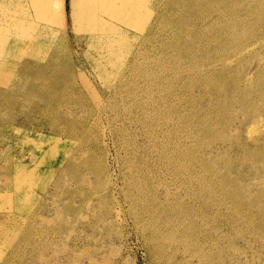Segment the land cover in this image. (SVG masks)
<instances>
[{
	"label": "rangeland",
	"instance_id": "1",
	"mask_svg": "<svg viewBox=\"0 0 264 264\" xmlns=\"http://www.w3.org/2000/svg\"><path fill=\"white\" fill-rule=\"evenodd\" d=\"M48 1L0 0V264H264V0Z\"/></svg>",
	"mask_w": 264,
	"mask_h": 264
},
{
	"label": "bare ground",
	"instance_id": "2",
	"mask_svg": "<svg viewBox=\"0 0 264 264\" xmlns=\"http://www.w3.org/2000/svg\"><path fill=\"white\" fill-rule=\"evenodd\" d=\"M45 1V0H44ZM180 1V0H179ZM213 1H216L217 2V4L216 5H223L224 7H226V6H229V2L231 3V2H239V1H242V0H213ZM254 1V0H253ZM257 1V0H256ZM261 1H263V0H261ZM28 2V1H27ZM38 2V1H37ZM84 2V1H83ZM118 2V3H117ZM163 2V1H162ZM264 2V1H263ZM58 2H56L55 0H50V1H48V6L51 8V10L52 9H54L55 7H58V4H57ZM175 3V2H174ZM178 3V2H177ZM250 3V2H249ZM259 3V2H258ZM232 4V3H231ZM247 4V3H246ZM37 5V4H36ZM98 5V4H97ZM122 5V6H121ZM83 6V5H82ZM93 3L90 1V0H87L86 1V4L84 5V7H83V13H77V15L78 16H80L79 18H81V20H83V23H84V21L85 22H88L87 24H86V26H84V29L85 30H87V31H89L90 33H94V31L95 30H99V31H102L101 33H103V34H101V35H99V33H98V36H99V38L97 37V40L98 41H103V42H110V41H113V39H114V37L113 38H111V37H107L106 35L107 34H109V33H111L112 35H118V39H124L125 37H123V35H125V34H123L122 35V32H124V31H122L119 27L118 28H116V26H114V25H112V24H109L108 22H106V20H104V17L101 15V16H98V18H97V16H96V23L98 22V24H96V26H94V24H93V19H94V16H92V9H93ZM44 7V6H43ZM46 7V6H45ZM61 7V6H60ZM119 8V9H123V8H126V7H130V4H129V0H99V6H98V8H97V12H98V14H103L105 11V9H109V8H113V9H117V8ZM234 7V6H233ZM236 7V6H235ZM235 7H234V9H235ZM240 7V6H239ZM251 7V6H250ZM162 8V7H161ZM256 8V7H255ZM264 8V7H263ZM263 8H262V10H263ZM165 9V8H164ZM167 9V8H166ZM165 9V10H166ZM213 9V8H212ZM211 9V10H212ZM216 9V8H215ZM236 9H238V10H240V11H243L244 12V10L243 9H239L238 7H236ZM251 9V8H250ZM62 10V9H61ZM207 10V9H206ZM252 10V9H251ZM209 11V10H208ZM213 11H214V9H213ZM232 11V10H231ZM255 11V10H254ZM31 12V11H30ZM163 12V11H162ZM225 12L226 13H228L229 12V8L227 7V9L225 10ZM242 12V13H243ZM248 12H249V10H248ZM247 12V13H248ZM256 12V11H255ZM259 12V11H258ZM114 13H117V14H119V12L118 11H115ZM235 13V12H234ZM241 13V14H242ZM62 14V13H61ZM240 14V15H241ZM165 15V14H164ZM225 15L226 14H224V13H222V16L225 18ZM230 15H232L231 14V12H230ZM249 15H251L250 13H249ZM262 15H264V14H262ZM234 16V15H233ZM243 16V15H242ZM164 17V16H163ZM218 17V16H217ZM231 17V16H230ZM229 17V18H230ZM252 17H253V15H252ZM251 17V18H252ZM33 18V17H32ZM249 18V17H248ZM254 18V17H253ZM256 18V17H255ZM254 18V19H255ZM262 18H264V17H262ZM51 19V18H50ZM60 19H61V17H60ZM235 19V18H234ZM62 20V19H61ZM78 20V19H77ZM162 20V19H161ZM168 20V19H167ZM182 20V19H181ZM238 20V18L236 19V21ZM245 20H247V18L245 19ZM248 20H250V19H248ZM49 21V20H48ZM51 21V20H50ZM166 21V20H165ZM230 21V20H229ZM239 21H241V20H239ZM254 21V20H253ZM140 22V21H139ZM195 22V21H194ZM199 22H201V21H199ZM224 22V21H223ZM249 22V21H248ZM247 22V23H248ZM258 22V21H257ZM263 22V21H262ZM49 23H51V22H49ZM131 23H133V21H131L130 22V24ZM193 23V22H192ZM225 23V22H224ZM244 23H246V22H244ZM244 23H243V25H244ZM246 23V24H247ZM250 23H251V20H250ZM253 23V22H252ZM255 23H256V21H255ZM51 24H53V23H51ZM115 24V23H114ZM160 24V23H159ZM226 24V23H225ZM231 24V23H230ZM263 24V23H262ZM83 25V24H82ZM119 25V24H118ZM140 24H138L137 23V26H139ZM193 25V24H192ZM219 25V24H218ZM17 26L18 25H16V24H14L13 26H11L10 28L11 29H13V30H17L18 28H17ZM159 26V25H158ZM234 26H235V24H234ZM51 27V26H50ZM97 27V28H96ZM168 27V26H167ZM195 27V26H194ZM201 27V26H200ZM205 27V26H204ZM214 27V26H213ZM244 27V26H243ZM260 27V26H259ZM159 28V27H158ZM197 28V27H196ZM233 28V27H232ZM254 28H257V27H254ZM83 29V30H84ZM156 29V28H155ZM206 29V28H205ZM261 29V28H260ZM125 30V29H124ZM192 30V29H191ZM199 30V29H198ZM225 30H227V29H225ZM232 30V29H231ZM234 30V29H233ZM232 30V32H234ZM216 31V30H215ZM221 31V30H220ZM250 31H252V30H250ZM12 32V31H11ZM15 32V31H14ZM77 32V31H76ZM200 32H202V31H200ZM226 32V31H225ZM259 32V31H258ZM104 33L106 34L105 36H104ZM158 33V32H157ZM196 33V32H195ZM212 33V32H211ZM251 33V32H250ZM250 33H249V31L248 30H246V31H242V33H241V36L240 37H238V38H236V40H235V43H231V44H233V47L232 48H234V49H236V50H238V49H245L246 47H247V40L250 38ZM181 34V33H180ZM198 34V32L196 33V35ZM208 34V33H207ZM223 34V33H222ZM233 34V33H232ZM256 34V33H255ZM259 34H260V32H259ZM93 35V34H92ZM110 35V34H109ZM195 35V34H194ZM226 35V34H225ZM224 35V36H225ZM263 35H264V33H263ZM18 35L16 34L15 35V33H13V35H10L9 37H6V36H3L2 37V35H0V47H2L3 45H8V44H10V43H12V41L14 42H17L18 40L17 39H15L16 37H17ZM200 36H202V35H200ZM203 36H205V35H203ZM214 36H217V34L216 35H214ZM194 37V36H193ZM205 37H207V36H205ZM230 37H231V35H230ZM230 37H228V38H230ZM232 37H234V36H232ZM235 37H236V35H235ZM234 37V38H235ZM18 38V37H17ZM92 39H93V36L91 37ZM148 38V37H147ZM152 38V37H151ZM197 38V37H196ZM195 38V39H196ZM94 39H95V37H94ZM198 39V38H197ZM200 39V38H199ZM223 39V38H222ZM222 39H221V41H222ZM227 39V38H226ZM233 39V38H232ZM152 40V39H151ZM201 40V39H200ZM231 40V39H230ZM115 41H117L116 39H115ZM199 41V40H198ZM203 41V40H202ZM205 41V40H204ZM216 41V40H215ZM227 41V40H226ZM252 41H253V39H252ZM193 42V41H192ZM218 42H219V40H218ZM231 42V41H230ZM200 43V42H199ZM206 43H207V41H206ZM205 43V44H206ZM211 43V42H210ZM216 43H217V41H216ZM227 43V42H226ZM249 43V42H248ZM205 44H203L202 43V45H205ZM220 44H222V43H220ZM219 44V45H220ZM228 44V43H227ZM250 44V43H249ZM248 44V45H249ZM42 45V44H41ZM212 45H214V44H212ZM217 45H218V43H217ZM230 45V44H229ZM221 46V45H220ZM44 47V46H43ZM206 47V46H205ZM55 48V47H54ZM231 48V49H232ZM207 49V48H206ZM215 49V48H214ZM225 49H227V48H225ZM104 52H105V50H103ZM219 51V50H218ZM222 51H224V50H222ZM230 51V50H229ZM229 51L226 53V55L229 53ZM216 52V51H215ZM232 52V51H231ZM238 52H240V51H238ZM219 53V52H218ZM242 53V52H241ZM103 54V53H102ZM238 54V53H237ZM219 55H220V53H219ZM229 55V54H228ZM233 55V54H232ZM192 56V55H191ZM190 56V57H191ZM224 56V55H223ZM223 56H222V58H223ZM196 57V56H195ZM227 57V56H226ZM225 60V59H224ZM226 60H228V59H226ZM136 59H134L132 62L133 63H136ZM35 68V67H34ZM133 68V67H132ZM196 68V67H195ZM25 69V68H24ZM131 69V68H130ZM139 69V68H138ZM138 71H140V70H138ZM132 72V71H131ZM132 74V73H131ZM134 75V74H133ZM132 75V76H133ZM196 76V75H195ZM204 76V75H203ZM34 77V76H33ZM199 78V77H198ZM197 79V78H196ZM258 91V90H257ZM168 129V128H167ZM184 135V134H183ZM169 142V141H168ZM167 151V150H166ZM165 154H166V152H165ZM170 157V155L168 156V158ZM172 159V158H171ZM170 160V159H169ZM173 160V159H172ZM197 178V177H196ZM204 178V177H203ZM195 181V180H194ZM198 183V182H197ZM134 196V195H133ZM149 216H151L150 214H148ZM150 218V217H149ZM200 255V254H199ZM203 255V254H202ZM203 258V257H202ZM204 260V259H203Z\"/></svg>",
	"mask_w": 264,
	"mask_h": 264
}]
</instances>
